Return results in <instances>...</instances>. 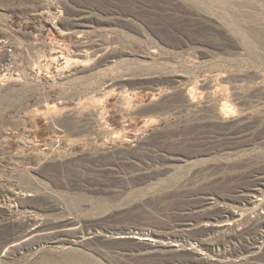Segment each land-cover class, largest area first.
I'll list each match as a JSON object with an SVG mask.
<instances>
[{
	"label": "rangeland",
	"instance_id": "1",
	"mask_svg": "<svg viewBox=\"0 0 264 264\" xmlns=\"http://www.w3.org/2000/svg\"><path fill=\"white\" fill-rule=\"evenodd\" d=\"M0 264H264V0H0Z\"/></svg>",
	"mask_w": 264,
	"mask_h": 264
},
{
	"label": "bare ground",
	"instance_id": "2",
	"mask_svg": "<svg viewBox=\"0 0 264 264\" xmlns=\"http://www.w3.org/2000/svg\"><path fill=\"white\" fill-rule=\"evenodd\" d=\"M260 193H261V191H260ZM263 196V195H262ZM257 200V199H256ZM255 200V201H256ZM259 201H261V199L259 198L258 199ZM253 202V201H252ZM134 239H136V240H139V241H147L148 243L147 244H150V246L151 247H158V244L157 243H159V242H157L156 240H154V239H151L150 237L149 238H147V237H137V238H134ZM162 243V242H161ZM162 245H167L168 247H169V245L167 244V243H163ZM172 246V245H171ZM162 247V246H161ZM159 249V248H158ZM201 258V257H200ZM203 259V258H202Z\"/></svg>",
	"mask_w": 264,
	"mask_h": 264
}]
</instances>
